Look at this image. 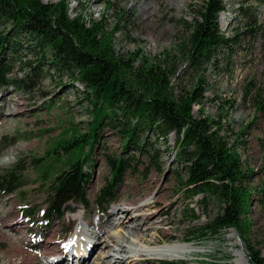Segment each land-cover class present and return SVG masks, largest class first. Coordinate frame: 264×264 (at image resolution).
Returning a JSON list of instances; mask_svg holds the SVG:
<instances>
[{
  "label": "trees",
  "instance_id": "trees-1",
  "mask_svg": "<svg viewBox=\"0 0 264 264\" xmlns=\"http://www.w3.org/2000/svg\"><path fill=\"white\" fill-rule=\"evenodd\" d=\"M236 1L241 26L233 29L230 36L219 31L217 18L226 9L222 0H205L199 8L188 25L186 48L191 66L203 68L224 52L232 56L240 47L251 52L255 46L264 47V19L259 12L264 0ZM68 6L67 0L56 4L0 0V90L32 92L49 66L81 85L89 104L90 119L84 132L77 127L66 131L42 157L32 159L37 180L47 186L45 208L32 216L28 209L24 217L33 218V225L40 212V228L44 229L62 221L69 204L91 206L97 211L109 208L118 200L128 177L145 179L150 171L160 170V159L169 152L170 138L174 136L170 155L181 166L174 174L179 193L187 200L185 207L190 208L197 196L202 197L198 205L211 201L220 207L204 225H194L199 218L195 207H191L185 215V242L211 240L223 231L234 230L244 244L247 263L264 264V257L250 242L253 201L258 203L264 226V186L249 187L256 174L244 167L235 149L245 129H240L236 141L229 144L225 135L228 127L223 133L222 123L203 116L201 108L200 117L193 116L192 107L201 105L207 90L204 79H199L190 93L175 97L167 73L159 65L132 69L133 77H126L122 64L113 56L109 38L102 34L104 19L88 22L79 12L71 18ZM26 54L36 57V61H22ZM17 65L24 72L21 78L12 76ZM263 91L259 88L256 96ZM263 107L261 100L257 108ZM104 133L118 141V149L104 156L108 176L92 198V155ZM259 147L264 162V140ZM18 170L15 165L0 176L1 198L23 187ZM70 232L69 228L65 235ZM262 236L264 243V228ZM156 264L233 263L172 260Z\"/></svg>",
  "mask_w": 264,
  "mask_h": 264
},
{
  "label": "rangeland",
  "instance_id": "rangeland-1",
  "mask_svg": "<svg viewBox=\"0 0 264 264\" xmlns=\"http://www.w3.org/2000/svg\"><path fill=\"white\" fill-rule=\"evenodd\" d=\"M59 1L41 0L45 4ZM67 1L71 18L79 12L88 22L99 21L101 17L104 19L102 34L109 38L113 56L122 64L126 77H133L132 69L146 64L159 65L167 73L175 97L190 93L199 79H204L207 90L201 105L192 107L193 116L200 117L201 108L203 116H211L215 122L222 123L223 133L228 127L225 135L229 144L236 141L235 136L240 129H245L235 149L244 167L256 174L251 178L249 187L264 186V162L259 147L260 141L264 140V107L262 110L257 108L258 102L264 101V91L260 97L256 96L259 88L264 90V47L255 46L252 52L240 47L232 56L224 52L217 57V61L196 68L188 61V25L198 15L205 0ZM222 1L226 9L217 18L219 31L230 36L233 29L241 26L236 12L238 2ZM259 12L264 19V8L260 7ZM2 28L0 26V30ZM36 59L29 54L22 57V61L34 62ZM44 71L32 92H21L15 88L0 90V176L18 165L24 182L19 192L0 197V264H49L57 258L59 261L54 264H81L76 254L64 257L65 250L76 252L69 240L75 237V228L82 224L77 217L84 216L89 231L98 232V224L112 218V213L119 214L116 218L122 217L128 223L137 222L132 216L136 214L135 205L138 203H141L143 213L148 215L146 217L156 225V229L148 232V241L154 238V244L158 245L177 242L193 247L194 252L190 256L173 261L215 260L236 264L235 254L240 253L242 260L248 264L244 244L233 230L223 231L215 239L185 242L187 224L184 221L189 209L195 207V215L199 218L194 225H204L216 216L220 207L211 201L198 205L201 196L193 199L190 208L185 207L187 200L179 193L174 174L181 166L170 155L174 136L170 138L169 152H164L160 159V170L150 171L145 179L128 177L120 189L118 200L109 208L97 211L91 206L69 204L59 223L40 228L43 219L38 212L32 225L33 218H26L23 213L30 209L32 216L35 211H42L47 190V186L40 184L36 178L32 159L42 157L66 131L77 127L84 132L90 119L83 87L70 80L67 74L57 73L49 66ZM23 73L17 65L12 76L21 78ZM108 134H103L92 155L93 182L89 192L92 198L108 176L104 156L118 149V141ZM251 211L253 226L250 242L264 257V226L257 201H253ZM139 220L143 221L144 217ZM69 228L71 234L65 235ZM113 228L112 224L105 225L104 230L115 233ZM99 242L88 252L86 259L91 260L87 264H101L102 261L105 264L172 261L143 256L136 263H129L127 260L131 256L125 257L111 239L106 240V236L102 235ZM49 244L53 246L49 247ZM101 253L103 257H100Z\"/></svg>",
  "mask_w": 264,
  "mask_h": 264
},
{
  "label": "bare ground",
  "instance_id": "bare-ground-1",
  "mask_svg": "<svg viewBox=\"0 0 264 264\" xmlns=\"http://www.w3.org/2000/svg\"><path fill=\"white\" fill-rule=\"evenodd\" d=\"M134 212L136 214L135 216L132 217H135L134 219H137L136 220L137 222L128 223L122 217H118L117 219L116 217L119 214L115 215L112 213L111 214L112 218H110L106 222H100V224H98L99 227L98 232H95V230L92 232L89 231L90 227L88 224L85 223L84 216L77 217L81 220L82 224L78 226L75 233V237L69 240V242L74 245L76 252L70 253L69 250L67 251L65 250L64 257L69 258L70 255L76 254L78 260L82 262L81 264H87L90 259V258L86 259L87 255H89L88 252L91 249L97 247V245H99L100 243L99 241L102 235L106 236V240L111 239L116 244V246L120 247L122 252L125 254V257L131 256V258H133L127 260V262L129 263L131 262L136 263L143 256L150 259L151 258L167 259V260L185 259L194 252L193 247L185 244H179L177 242H173L171 244L158 245V244H154L155 243L154 238L148 241L147 240L149 238L148 232L156 229V225L155 223H153V221H151V218L146 217L148 215H145L143 213L141 203L135 205ZM120 216H122V214H120ZM141 217H144L143 221L139 220L141 219ZM112 221H114V223H111ZM110 224L113 225L114 227L113 230H115V233L110 232V230L108 231L107 229H106L107 231L104 230L105 225H110ZM48 246L52 247L53 245L49 244ZM65 248H63V250ZM49 253L50 252H47V254ZM100 257H103V253L100 254ZM111 257L112 256L110 255L109 258ZM111 260H113V258H111ZM58 261L59 258L54 259L49 264H54L57 263ZM235 263L246 264L242 260V255L240 253L235 254ZM101 264H105V262L102 261Z\"/></svg>",
  "mask_w": 264,
  "mask_h": 264
},
{
  "label": "water",
  "instance_id": "water-1",
  "mask_svg": "<svg viewBox=\"0 0 264 264\" xmlns=\"http://www.w3.org/2000/svg\"><path fill=\"white\" fill-rule=\"evenodd\" d=\"M45 4V3H44ZM234 231V230H233Z\"/></svg>",
  "mask_w": 264,
  "mask_h": 264
}]
</instances>
